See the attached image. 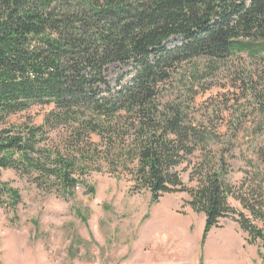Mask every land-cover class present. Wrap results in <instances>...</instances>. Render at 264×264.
Here are the masks:
<instances>
[{"label": "trees", "instance_id": "16d2710c", "mask_svg": "<svg viewBox=\"0 0 264 264\" xmlns=\"http://www.w3.org/2000/svg\"><path fill=\"white\" fill-rule=\"evenodd\" d=\"M173 38L179 43L169 48ZM262 54L264 0H0V125L54 107L42 126L0 133V172L70 196L104 164L132 178V193L150 192L152 205L187 195L186 205L205 218L203 246L221 220L232 219L249 246L263 248L264 168L240 192L228 178L248 118H259L264 144V66L256 75L236 74L253 106L223 134L215 120L197 116L194 95L162 98V85L182 64ZM113 65L133 69L120 90L107 87ZM60 129L72 137L64 151L48 147L49 133ZM92 135L101 143L92 144ZM255 156L264 167V151ZM21 203L0 174V208L15 213Z\"/></svg>", "mask_w": 264, "mask_h": 264}, {"label": "rangeland", "instance_id": "374dc122", "mask_svg": "<svg viewBox=\"0 0 264 264\" xmlns=\"http://www.w3.org/2000/svg\"><path fill=\"white\" fill-rule=\"evenodd\" d=\"M179 40L171 39L169 48ZM263 66L264 54L256 59L240 55L220 64L194 60L182 64L162 85V98L174 101L194 95L197 116L215 120L223 134L225 125L245 115L246 106H253L245 99L248 94L236 74L256 75ZM105 76L109 89L120 90L131 83L133 69L113 65ZM187 89L192 93L186 94ZM53 110V106L35 107L0 125V133L42 126ZM257 126V116L248 118L235 143L237 160L229 162L228 179L237 192L264 168L255 156L257 149L264 151ZM48 137V147L63 151L72 138L62 129ZM90 141L101 143L94 135ZM102 166V172L82 178L79 190L70 196L57 187L51 191L47 186L39 188L14 171L0 172L2 181L22 198L15 213L0 208V264H264V247L249 246L247 234L232 219L221 220L203 246L205 218L186 205L187 195H168L152 205L150 192H131L134 183L129 175H113ZM182 178L195 187L189 183V173L183 172ZM230 205L241 210L234 199Z\"/></svg>", "mask_w": 264, "mask_h": 264}, {"label": "built area", "instance_id": "2783aa9c", "mask_svg": "<svg viewBox=\"0 0 264 264\" xmlns=\"http://www.w3.org/2000/svg\"><path fill=\"white\" fill-rule=\"evenodd\" d=\"M79 188V187H78ZM78 188H76V191H78L79 189Z\"/></svg>", "mask_w": 264, "mask_h": 264}]
</instances>
